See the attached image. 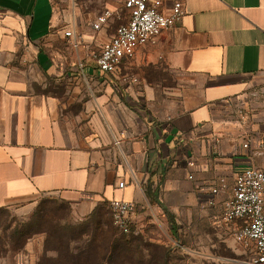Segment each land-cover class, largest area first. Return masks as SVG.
I'll list each match as a JSON object with an SVG mask.
<instances>
[{
  "label": "crops",
  "instance_id": "obj_1",
  "mask_svg": "<svg viewBox=\"0 0 264 264\" xmlns=\"http://www.w3.org/2000/svg\"><path fill=\"white\" fill-rule=\"evenodd\" d=\"M176 1L188 15L105 74L93 57L112 35L79 37L55 0H0V209L56 198L79 222L118 198L135 229L200 218L232 235L228 195L206 206L203 189L264 170V0ZM45 240L26 264L59 255Z\"/></svg>",
  "mask_w": 264,
  "mask_h": 264
},
{
  "label": "rangeland",
  "instance_id": "obj_2",
  "mask_svg": "<svg viewBox=\"0 0 264 264\" xmlns=\"http://www.w3.org/2000/svg\"><path fill=\"white\" fill-rule=\"evenodd\" d=\"M55 1L64 15V26L78 28L79 37H82L81 34L87 32L89 28L94 31L93 22L108 10L112 12L109 26L94 31L104 41L128 19L125 0ZM43 200L47 201L45 206L57 210L56 218L60 220L61 232L68 238H76L71 246L72 250L77 252L75 255L81 258L71 260L66 259L65 254L55 257L45 254L39 260L40 264H102L101 260L93 259L92 256H103L107 248L110 252V247L114 243L116 255L112 264H248L249 258L255 253L239 244L228 230L219 237L217 230L200 218H194L184 226L177 225L175 229L158 226L152 221L145 220L146 225L138 229L134 228L131 236L121 233L114 225L118 238H103L105 232L101 233L100 229L106 230V227H101L98 238H89V233L95 232L90 219L72 221L69 204L56 198H44L26 206H13L0 210V264H26L27 260L24 256L26 245L22 249L15 250L10 240L24 238L36 228L34 216ZM104 212H106L105 219L112 220L110 205L109 208L104 207ZM150 218L152 217L148 219ZM53 247L54 245L50 244L46 248L44 243L46 252L55 251Z\"/></svg>",
  "mask_w": 264,
  "mask_h": 264
},
{
  "label": "built area",
  "instance_id": "obj_3",
  "mask_svg": "<svg viewBox=\"0 0 264 264\" xmlns=\"http://www.w3.org/2000/svg\"><path fill=\"white\" fill-rule=\"evenodd\" d=\"M128 19L120 24L100 52L94 54L96 67L105 74H114L122 62L133 58L136 50L154 42L163 32L175 27L188 11L181 1L171 8H165L163 0H125ZM112 12L97 17L92 28L102 30L109 26ZM68 37H74V46H79L77 35L67 31ZM250 140L245 143L247 147ZM193 178V176H190ZM123 187L124 183L121 182ZM207 198L206 206H215L216 198L222 193L228 195L221 212L223 222L232 225L234 239L255 253L248 264H264V170L258 167L246 168L233 176L231 183L226 178L203 189ZM137 204L125 199L113 198L110 210L115 227L123 234H130L135 224Z\"/></svg>",
  "mask_w": 264,
  "mask_h": 264
},
{
  "label": "trees",
  "instance_id": "obj_4",
  "mask_svg": "<svg viewBox=\"0 0 264 264\" xmlns=\"http://www.w3.org/2000/svg\"><path fill=\"white\" fill-rule=\"evenodd\" d=\"M45 203H47V201L43 200L42 203L39 204L36 210V213H35L36 216H34V219L36 221V228L32 229L30 234H28L24 238H14V239L12 238L10 240V244L14 246L15 250L22 249L27 244L29 239L33 237V235L44 234L46 235V240H45L46 248L50 246V244H53L54 245L53 249L56 252H58L60 256H63V254H65L66 259L73 260V259L81 258V257L76 256L74 254L75 251L72 250L71 243L75 241L76 238H68L65 234L61 232L62 228L60 225V220L56 218L57 210H53L51 207L45 206ZM105 213L106 212H104V209L97 210L90 218L91 223L95 228V232H92L91 234L89 233L88 235L89 238H98V232L101 227H106V230L100 229L101 233L105 232L103 238H118L116 236L117 229L114 228V224L112 223L113 220H106L104 216ZM109 232H111V234H109ZM133 232H134V228L130 234H125V235L131 236ZM110 248H111V251L109 252V248H107L108 250L103 256L101 257L92 256V258L101 260L102 264L103 263L112 264V260L114 256L116 255L115 243L113 244V246L111 245ZM88 259L90 258L88 257Z\"/></svg>",
  "mask_w": 264,
  "mask_h": 264
}]
</instances>
